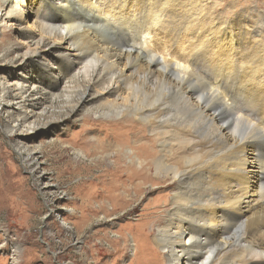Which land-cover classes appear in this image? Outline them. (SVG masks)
Instances as JSON below:
<instances>
[{
  "label": "bare ground",
  "instance_id": "1",
  "mask_svg": "<svg viewBox=\"0 0 264 264\" xmlns=\"http://www.w3.org/2000/svg\"><path fill=\"white\" fill-rule=\"evenodd\" d=\"M211 3L31 0L32 24L25 0L0 6L17 41L0 57L11 130L113 118L83 117L76 135L101 125L90 140L112 159L84 182L89 216L162 192L129 226V264H264V21L219 22Z\"/></svg>",
  "mask_w": 264,
  "mask_h": 264
},
{
  "label": "rangeland",
  "instance_id": "2",
  "mask_svg": "<svg viewBox=\"0 0 264 264\" xmlns=\"http://www.w3.org/2000/svg\"><path fill=\"white\" fill-rule=\"evenodd\" d=\"M210 1L212 8L208 11L219 22L245 19L255 26L264 21V0ZM25 5V16L32 24L31 0H25ZM16 42L5 30L0 35V57ZM7 66L4 63L0 67V77ZM83 117L113 120L85 112L60 122L61 128L54 124L30 133L18 128L12 131L17 114L5 112L0 103V264H129L133 258L134 232L129 226L162 192H151L148 184L145 186L148 190L138 200L120 206L115 212H111L109 200L101 201L106 203L105 208L89 216L88 212H94L100 205L92 210L85 207L84 182L111 166L112 159L107 156L108 151H95V142L90 140L96 134L89 131L101 132V125L93 124L89 131L86 129L88 132L81 133V137L84 134L88 139L85 143L77 138ZM129 150L126 147L124 153ZM127 164L129 159L124 160L123 165ZM158 205L151 215L154 224L166 217L163 201ZM107 211L112 215L107 217L104 213ZM122 229H126L123 242ZM119 244L125 246V254L120 258L112 253ZM98 252L103 254L100 258Z\"/></svg>",
  "mask_w": 264,
  "mask_h": 264
}]
</instances>
